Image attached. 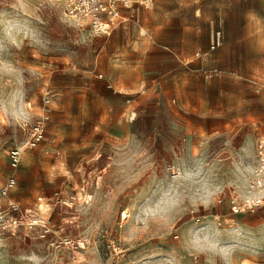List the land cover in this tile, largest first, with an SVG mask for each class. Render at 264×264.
Returning <instances> with one entry per match:
<instances>
[{"label":"rangeland","instance_id":"rangeland-1","mask_svg":"<svg viewBox=\"0 0 264 264\" xmlns=\"http://www.w3.org/2000/svg\"><path fill=\"white\" fill-rule=\"evenodd\" d=\"M131 1L104 35L61 0H0V183L57 230L0 229V264H264V206L232 210L264 137V0ZM43 98L45 139L12 169Z\"/></svg>","mask_w":264,"mask_h":264},{"label":"built area","instance_id":"built-area-1","mask_svg":"<svg viewBox=\"0 0 264 264\" xmlns=\"http://www.w3.org/2000/svg\"><path fill=\"white\" fill-rule=\"evenodd\" d=\"M63 15L66 20L78 28H88L95 34L109 35L112 29L125 20L121 13L122 8H130L131 0H61ZM219 41V37L215 39ZM214 41V40H213ZM214 48V42L211 49ZM206 53V52H205ZM198 55V53L196 54ZM201 74L204 79H210L219 74L216 68H203ZM49 98H43V109L38 115L28 131V136L24 146H14L8 151V164L12 169L20 166L23 153L26 150L37 148L45 139V124L49 119L50 108ZM255 168L253 170V188L252 200H245L240 205H235L232 210H250L254 211L264 206V137H257L254 152ZM16 186V179L9 175L0 183V229H18L21 228L28 232H35V235L41 239H47L52 233H57L50 225L47 219H44L37 212L22 209L21 206L11 200L9 192ZM76 195H69L66 198H60L57 203L60 207H67L72 204ZM81 240L61 235L50 239L49 245L54 249L65 248L77 251L81 246Z\"/></svg>","mask_w":264,"mask_h":264},{"label":"crops","instance_id":"crops-1","mask_svg":"<svg viewBox=\"0 0 264 264\" xmlns=\"http://www.w3.org/2000/svg\"><path fill=\"white\" fill-rule=\"evenodd\" d=\"M138 3H140V4H137V5H135V4H133L132 3V6L130 7V8H122L121 9V13H122V15L125 17V20L122 22L123 24H125V23H127L134 15H135V13H137V11H138V9H139V7H140V5H143L144 4V1H140V2H138ZM145 3H147V2H145ZM160 65V64H159ZM161 66V65H160ZM137 67H140L139 66V64H137ZM141 67H143V65L141 66ZM261 137H263V136H261ZM257 139V138H256ZM256 142V141H255ZM254 152H255V150H254ZM254 152H253V158H254ZM23 159V158H22ZM5 180V179H4ZM16 187V186H15ZM14 187V188H15ZM13 188V189H14ZM12 189V190H13ZM11 190V191H12ZM10 191V192H11ZM10 192H9V194H10ZM27 195H28V193H27ZM14 197H15V199H18V197L16 196V195H14ZM11 200H13V201H15V202H17L16 200H14V199H12V198H10ZM37 201H38V205L35 207V209H32V211H35V212H37L40 216H42L44 219H47L48 220V217L46 216H43L42 215V213H41V210H42V204H40L42 201H43V198H41V197H38L37 198ZM17 203H19V202H17ZM49 211V210H48ZM251 261H252V259H251Z\"/></svg>","mask_w":264,"mask_h":264},{"label":"snow or ice","instance_id":"snow-or-ice-1","mask_svg":"<svg viewBox=\"0 0 264 264\" xmlns=\"http://www.w3.org/2000/svg\"><path fill=\"white\" fill-rule=\"evenodd\" d=\"M196 246H200L201 242L200 241H195Z\"/></svg>","mask_w":264,"mask_h":264}]
</instances>
